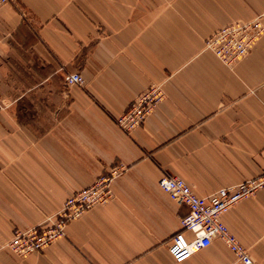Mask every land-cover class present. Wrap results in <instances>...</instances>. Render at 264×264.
<instances>
[{
  "label": "crops",
  "instance_id": "obj_1",
  "mask_svg": "<svg viewBox=\"0 0 264 264\" xmlns=\"http://www.w3.org/2000/svg\"><path fill=\"white\" fill-rule=\"evenodd\" d=\"M262 16L264 0H18L0 7V264H176L189 208L160 178L200 197L264 171V35L234 68L205 40ZM78 73L84 85H67ZM152 84L165 97L130 133L116 120ZM114 167L113 197L21 258L15 230L51 225L67 198ZM223 222L264 264V190ZM192 238L190 232H184ZM182 264H243L215 239Z\"/></svg>",
  "mask_w": 264,
  "mask_h": 264
},
{
  "label": "built area",
  "instance_id": "obj_2",
  "mask_svg": "<svg viewBox=\"0 0 264 264\" xmlns=\"http://www.w3.org/2000/svg\"><path fill=\"white\" fill-rule=\"evenodd\" d=\"M17 1L0 0V7ZM263 34L264 27L259 20L234 22L209 36L205 41V48L225 66L234 68L250 53ZM65 82L67 85L78 86L85 83L83 76L78 73L66 75ZM164 97L162 87L152 84L131 102L128 110L116 120L117 125L126 133L142 126ZM119 174L121 168L114 167L107 175L98 178L91 187L67 198L62 210L48 227L15 230L7 244L8 249L21 258L44 252L65 236L69 222L112 199L111 182ZM159 186L173 201L189 208V214L181 220L182 231L173 236L169 246L170 255L176 264L186 262L197 252L209 247L215 239L224 242L243 264H254L246 248L223 222V216L239 202L264 190V171L257 178L219 189L209 197H200L183 179L168 174L160 178ZM184 232H190L192 238H187Z\"/></svg>",
  "mask_w": 264,
  "mask_h": 264
},
{
  "label": "rangeland",
  "instance_id": "obj_3",
  "mask_svg": "<svg viewBox=\"0 0 264 264\" xmlns=\"http://www.w3.org/2000/svg\"><path fill=\"white\" fill-rule=\"evenodd\" d=\"M255 20H259L262 24H263V27H264V23H263V19H262V16H257V17H254L253 19L249 20V21H244V20H237L235 22H252V21H255ZM234 23V22H233ZM264 35V34H263ZM206 41V40H205Z\"/></svg>",
  "mask_w": 264,
  "mask_h": 264
}]
</instances>
